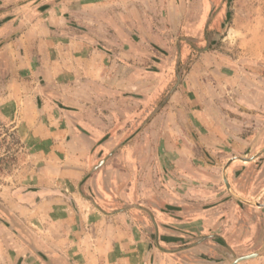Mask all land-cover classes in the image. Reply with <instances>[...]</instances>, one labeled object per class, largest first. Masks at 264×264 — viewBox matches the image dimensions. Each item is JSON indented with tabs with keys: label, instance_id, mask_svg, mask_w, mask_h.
I'll return each instance as SVG.
<instances>
[{
	"label": "rangeland",
	"instance_id": "rangeland-1",
	"mask_svg": "<svg viewBox=\"0 0 264 264\" xmlns=\"http://www.w3.org/2000/svg\"><path fill=\"white\" fill-rule=\"evenodd\" d=\"M243 200L264 205V0H0V264L244 256Z\"/></svg>",
	"mask_w": 264,
	"mask_h": 264
},
{
	"label": "water",
	"instance_id": "water-1",
	"mask_svg": "<svg viewBox=\"0 0 264 264\" xmlns=\"http://www.w3.org/2000/svg\"><path fill=\"white\" fill-rule=\"evenodd\" d=\"M232 161H242V162H246L247 161V159H241V158H233V159H231V160H229L228 161V163H227V165L228 164H230ZM103 162H104V160L101 162V164H103ZM100 164V162H99V164H98V166L97 167H99V165H101ZM97 167H94L93 169H92V171H94V170H96L97 169ZM224 183H225V186L227 187V189L229 190V192L235 197V198H237V199H240V200H242L240 197H238L237 195H235L232 191H231V189L229 188V186H228V184L226 183V180H225V174H224ZM91 202H92V200H91V198H88ZM244 201V200H243ZM244 202H246V203H249V204H251V205H253V206H255V207H258V208H260V209H263L264 208V205H260V204H257V203H252V202H247V201H244ZM145 211V210H144ZM150 217H151V221H152V223H153V225H154V227H155V229H156V225H155V223H154V221H153V217L150 215ZM157 230V229H156ZM155 230V231H156ZM215 236V238H217L218 239V237L219 236H217V235H214ZM213 236V237H214ZM204 238L202 239V240H199V241H197L198 243H201V242H203V241H205V240H207V239H210V238H213V237H210V236H203ZM199 238H201V237H199ZM220 238V237H219ZM153 242H154V244H155V246L157 247V249H159L160 251H162V252H164V253H175L176 251L178 252V251H180V249L179 248H175V249H170V250H165V249H163V248H161L160 247V245H159V243H158V238H157V232H155V235H154V238H153ZM217 243V242H216ZM218 244V243H217ZM226 245V244H225ZM227 246V248H230L228 245H226ZM231 249V248H230ZM229 249V250H230ZM232 250V249H231ZM215 251H216V253H217V255H220V257H222V255H221V251H220V249H215ZM233 253H234V251H232ZM235 254V253H234ZM237 257H239L238 259H228V260H225V261H223V262H221V261H219V260H213V262H214V264H240V263H243V262H246V261H252V260H257V259H261V258H264V249H262V250H259V251H256V252H253V253H250V254H247V255H244V256H237Z\"/></svg>",
	"mask_w": 264,
	"mask_h": 264
},
{
	"label": "crops",
	"instance_id": "crops-1",
	"mask_svg": "<svg viewBox=\"0 0 264 264\" xmlns=\"http://www.w3.org/2000/svg\"><path fill=\"white\" fill-rule=\"evenodd\" d=\"M196 259H197V262H201V264H214L213 260H216L218 259L216 256L214 259H206L204 258V260L201 258L203 257L201 254L200 255H195ZM231 259V258H230ZM218 260L222 261L221 258H219ZM153 261L152 259H149L147 263H144L141 259L139 262H137V264H152ZM240 264H264V259H257V260H252V261H246V262H243V263H240Z\"/></svg>",
	"mask_w": 264,
	"mask_h": 264
},
{
	"label": "bare ground",
	"instance_id": "bare-ground-1",
	"mask_svg": "<svg viewBox=\"0 0 264 264\" xmlns=\"http://www.w3.org/2000/svg\"><path fill=\"white\" fill-rule=\"evenodd\" d=\"M232 258L236 260V259H238L239 257H238V258H237V257L234 258L233 256H231V259H232ZM228 259L230 260V257H227V260H228ZM219 261H220V260H219ZM221 262H223V261H221Z\"/></svg>",
	"mask_w": 264,
	"mask_h": 264
}]
</instances>
